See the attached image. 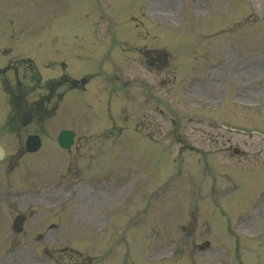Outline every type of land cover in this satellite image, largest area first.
I'll return each instance as SVG.
<instances>
[{
    "label": "rangeland",
    "instance_id": "rangeland-1",
    "mask_svg": "<svg viewBox=\"0 0 264 264\" xmlns=\"http://www.w3.org/2000/svg\"><path fill=\"white\" fill-rule=\"evenodd\" d=\"M98 1L102 7L98 10L99 18L95 20L98 7L96 0H0V51L11 49L15 52L11 55L6 51L3 56L0 54V65L10 59L29 57L40 67L42 83L47 79L48 82L61 80L62 77L55 78L61 72L62 63L67 65L69 72H97L101 49L105 51L106 44L100 45L97 40L96 43L91 42L90 25L95 20L93 31L96 38L103 37L108 44L113 41L116 48L107 56L109 60L105 59L108 64L103 65L104 68L107 71L112 69L121 77V89L122 83L128 82L121 96L137 98V106H130L125 99H121L120 103L126 110L123 112L121 108L115 109L122 115L114 116L113 122L121 127L122 120H125L128 126L113 148L110 149L109 145L102 151L101 167L105 168L104 171L109 170L108 175L90 176L86 166L98 160L94 158L97 146L94 144L106 145L108 142L101 137L95 139L98 132L90 135L92 142L89 140L85 147L81 144L79 151L72 148L66 153L53 145L32 157H19V152L14 153L17 142L11 136H0L7 154L0 164V264H34L33 256L43 259L51 256L52 261L48 264H56L55 261L64 264L67 257L71 259L75 256L66 247L77 243V249L82 251L83 247L91 245L90 239H96L98 235L93 223L86 225V209L89 204H94V208L99 211V224L105 215L113 223L122 226L126 220L131 223L137 219L138 216L134 215L141 208L140 223L130 229L119 227L116 237L125 240L127 247L116 250L118 255L111 252L113 242L105 245L116 234L114 224L109 227L108 223V229L96 239L103 247L92 242V245L98 246L91 247V254L114 256L106 261L107 264H175L180 259L198 264L201 261L198 256L201 254L204 261L212 258L216 264H247L244 259L246 248L255 251L259 243L264 242V208L254 212L247 210V207L243 208L248 200L251 202L253 197L264 192V141L259 137L246 141L240 139L239 135L229 137L222 133H212L206 131L207 127L189 124L188 119L206 116L210 117L205 120L206 123L222 121L264 133V26L260 29L254 26L260 19H264V0ZM244 2L250 6L248 13L241 10ZM230 6L234 11L232 24L215 26L214 17L217 14L220 16L216 17L218 23L220 20L228 21V15L222 12ZM74 36H81L85 46H81ZM165 42L168 48L178 46L183 55L176 57L169 53L167 69L157 73L143 64L137 49L151 48L154 53L165 49ZM16 51L19 52L18 56L11 58ZM202 57L207 59L201 64ZM242 59L244 64L240 63ZM215 61L216 67L210 69L209 66ZM16 63L13 61L14 66ZM16 65L22 66L19 63ZM163 80H168L169 84L161 87L159 83ZM194 81L198 84L189 87ZM47 83L46 87H53V84ZM60 92L61 89L56 97L60 96ZM26 93L29 94L28 91ZM46 96L45 90L35 91L33 95L34 99L40 100ZM64 97L60 96L56 104L55 116L58 115V119H48L53 109L46 111L49 104H41L36 110L35 123L28 126L29 130L35 129L45 134L51 142L48 136L52 135L48 134H52L50 130H53L56 139L58 132L66 126ZM216 98L219 103L214 102ZM29 99L32 101L31 96ZM232 100L235 102L233 105ZM162 102L168 103L171 111L179 116L175 130H171L172 138H165L164 133L162 135L166 125L159 130L155 129L158 127L156 120H152L149 125L155 129V132H149L150 138L158 140L156 142L166 150L146 138L149 136L148 131L138 129L141 136L131 126L134 117H141L142 121L154 117V106ZM51 105H55L53 100ZM244 105H248L254 113L244 111ZM5 110L6 107H0V113ZM104 111L103 102L98 105V121H106ZM130 112L137 114L130 118ZM84 123L81 119L76 121L78 135L87 134ZM10 125L13 128L11 120ZM178 140H181L184 149L201 146L202 155L211 162L216 159V163L205 166L198 163L197 159L192 162L190 153L183 152L182 166L174 165L171 159L176 157L175 145L179 143ZM222 146H230L231 149L237 147L244 154L234 156L232 152H226V148L222 149ZM106 160H112L113 163ZM69 165L74 166L75 170L80 169L77 178L69 171ZM206 169H209L208 176L213 177L205 175ZM177 171L181 172L178 176L175 175ZM171 176L176 177L170 183L173 188L161 189L159 195H167L163 200H167L165 223L170 228L168 236H161V232L152 238L148 252L144 251L148 246L146 224L149 213L145 201L164 184L163 180L168 181ZM112 178L115 180L110 183ZM213 178L216 179L217 189L207 202V194L203 191ZM199 182L203 183L204 190L198 195ZM232 185L238 187L234 192L227 194L222 191ZM133 187L135 189L131 190ZM87 192L95 194L94 200L89 197L83 203L81 196ZM198 196L204 198L198 200ZM230 196L238 201L242 199L243 210L234 212ZM214 202L219 203L227 217L236 218V223L229 230L233 239L250 238L252 241H242L243 254L236 255L237 263L230 258L231 247L228 251L225 241L223 244L226 245L221 244L219 247V242L227 235V222ZM108 203L113 204V207H104ZM84 206L87 208L84 209ZM24 208H27L24 211L26 214L31 209L34 215L25 223L22 233L15 235L11 231V223ZM186 208L189 212L185 210L183 215L182 210ZM52 224L57 230L49 229ZM180 224L189 228L185 234L177 230ZM86 227L90 228V233L83 231ZM38 234L44 236L40 241L37 239ZM184 238H189L185 244L181 242ZM203 239L209 242L211 239L210 249L197 253L193 243ZM252 257L251 264H264V251Z\"/></svg>",
    "mask_w": 264,
    "mask_h": 264
},
{
    "label": "water",
    "instance_id": "water-1",
    "mask_svg": "<svg viewBox=\"0 0 264 264\" xmlns=\"http://www.w3.org/2000/svg\"><path fill=\"white\" fill-rule=\"evenodd\" d=\"M71 141L69 140V136L68 134H63L60 139H59V144L63 147V148H67L70 145ZM2 157V151L0 150V159ZM21 222V217H19L16 220V224Z\"/></svg>",
    "mask_w": 264,
    "mask_h": 264
},
{
    "label": "flooded vegetation",
    "instance_id": "flooded-vegetation-1",
    "mask_svg": "<svg viewBox=\"0 0 264 264\" xmlns=\"http://www.w3.org/2000/svg\"><path fill=\"white\" fill-rule=\"evenodd\" d=\"M85 263H86V259H85V261H84Z\"/></svg>",
    "mask_w": 264,
    "mask_h": 264
}]
</instances>
